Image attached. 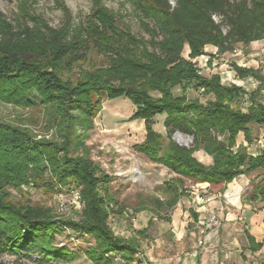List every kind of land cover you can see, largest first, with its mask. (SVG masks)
Instances as JSON below:
<instances>
[{"label": "trees", "instance_id": "16d2710c", "mask_svg": "<svg viewBox=\"0 0 264 264\" xmlns=\"http://www.w3.org/2000/svg\"><path fill=\"white\" fill-rule=\"evenodd\" d=\"M95 3L84 39L65 30L15 24L0 11V102L30 108L28 93L33 91L46 108L47 126H55L59 138L36 140L24 127L0 121V253L24 250L38 259H69L73 252L52 243L61 223L90 242L86 254L95 264L116 263L115 257L144 263L145 229L131 227L130 237L114 232L110 214L127 219V208L110 192V175L88 155L85 140L103 99L124 96L131 101L134 109L127 121L141 119L145 129L133 149L171 174L154 187L163 196L138 199L132 212L149 210L164 219L161 212L171 211L187 195V181L227 184L264 168V147L254 154L247 149L253 142L250 125L264 129V73L231 63L238 77L257 81L246 92L234 83L222 84L218 72L201 74L196 61L206 44L223 53L238 43L264 39V0H133L147 38L120 28L114 14L99 0ZM213 14L221 15V22ZM92 52L105 63L85 69ZM175 87L179 96L172 93ZM189 90L208 98L201 101ZM156 114L164 115V134L152 126ZM176 132L191 136L192 143H177ZM238 133L246 145L236 143ZM199 149L211 157L210 165L194 157ZM50 176L60 185L80 187L77 216L58 219L50 209L15 201L6 189L29 180L51 188ZM250 194L264 200V177ZM247 237L252 250L260 247Z\"/></svg>", "mask_w": 264, "mask_h": 264}, {"label": "rangeland", "instance_id": "374dc122", "mask_svg": "<svg viewBox=\"0 0 264 264\" xmlns=\"http://www.w3.org/2000/svg\"><path fill=\"white\" fill-rule=\"evenodd\" d=\"M99 2L102 7L114 14L120 28L129 30L135 36L148 37L142 30L133 0H99ZM95 4V0H0V11L15 24L40 28L42 31L47 27L58 31L65 30L70 35L84 39L87 20ZM235 47L240 48L239 45ZM183 54H186V48ZM235 57H223L222 62H226L231 67L230 63ZM104 63L105 59L101 55L92 52L90 60L84 62L82 67L90 69L93 65L99 66ZM77 69L74 67V72ZM202 74H208V71L203 70ZM252 85V81L245 83L247 89H251ZM172 93L174 96H179L181 90L175 87ZM189 93L191 96L199 97L201 101L207 98L194 90H189ZM28 96L33 101V106L30 108L0 102V121L24 127L36 140L59 141L55 126H47L48 116L46 108L40 103V97L33 91L29 92ZM133 109L131 101L124 96L103 99L99 105V112L94 118L95 126L85 140L89 157L100 165L102 171L110 175V192L127 208V219L124 215L111 213L109 223L115 228L116 220H122L127 225L126 230L129 231L132 227L130 222L132 213L130 214L128 209L133 211L132 207L138 199L146 201L151 194L163 196L160 191H154V187L171 176L165 167L149 162L133 149V145L141 141L144 135L142 121H127ZM163 118V114L154 115L152 126L154 130H162L164 133ZM180 135L181 138L173 134V139L180 143L187 142L188 136L181 133ZM258 135L259 131L255 130L254 137ZM42 166L47 168L46 172L49 174L47 164L44 162ZM50 177L51 188L43 184L37 186L29 180L18 185V188L7 186L6 189L15 201L50 209L58 219L77 216L82 208L79 199L80 187L75 184L60 185L54 176ZM186 185L187 196L191 201L190 191L193 190V185L189 181ZM57 229L52 243L55 246H65L73 252L69 259H38L35 252L22 250L21 253H0V264H95L86 254L90 242L83 238L84 235L61 223L57 224ZM173 237L171 236L166 244L167 249L164 253L161 252L160 247L158 254L165 256L170 251L171 254L178 256L190 252L192 248L190 245L186 242L178 244ZM149 245L148 240H142L141 251L144 257L150 253L147 250Z\"/></svg>", "mask_w": 264, "mask_h": 264}, {"label": "crops", "instance_id": "0c3cea01", "mask_svg": "<svg viewBox=\"0 0 264 264\" xmlns=\"http://www.w3.org/2000/svg\"><path fill=\"white\" fill-rule=\"evenodd\" d=\"M236 45L240 48L234 47L232 51L218 53L216 46L206 44L205 54L196 59L200 73L207 70L208 74L204 75L208 76L218 72L222 84L234 83L246 92H252L257 86V81L250 76L238 77L232 67L222 62V59L226 56H236L233 62L241 66L260 68L264 73V57L259 54L263 39L252 41L247 45L241 43ZM250 81L253 85L251 89H247L245 83ZM132 121L143 122L141 119ZM250 126L253 142L247 149L254 154L259 148L264 147V129L254 124ZM255 130L259 131L256 137H254ZM158 132L164 134L162 130ZM144 136L145 129L141 141ZM236 143L246 145L242 133H238ZM193 155L204 165L212 163L211 157L202 149L196 150ZM263 177L264 168H258L247 174L238 175L227 184L194 183L193 190L190 191L191 201L187 195L182 196L171 211L161 212L164 219H160L149 210L132 212L128 209L129 213H132L130 217L132 228L145 229L144 239L150 243L147 249L150 253L143 260L144 264L145 262L146 264H264V200L252 199L250 194L252 186ZM192 212H195L196 216H193ZM211 214L219 219L217 226L210 227L206 224V219ZM115 223V228H112L117 235L124 237L132 235V231L126 230L128 228L124 221L116 220ZM247 234L260 244L258 249L250 248ZM171 236H174L178 244L186 242L190 245L192 247L190 252L178 256L171 254L170 251L165 256L158 254L160 247L162 253L167 249L166 244Z\"/></svg>", "mask_w": 264, "mask_h": 264}, {"label": "built area", "instance_id": "2783aa9c", "mask_svg": "<svg viewBox=\"0 0 264 264\" xmlns=\"http://www.w3.org/2000/svg\"><path fill=\"white\" fill-rule=\"evenodd\" d=\"M221 18H222V16L219 15V14H213V15H212V19H213L216 23L221 22ZM225 31H226V27H222V32L225 33ZM259 54L264 55V39H263V45H262V47L259 49ZM174 135H176L177 137H180V138H181V135H180V133H178V132H176ZM187 136H188V139L186 140L187 142L180 143L179 141H177V140H175V139H174V140H175L177 143H179L180 145L189 146V145L192 143V137L189 136V135H187ZM206 224H207L208 226H210V227L217 226V225L219 224V219H218L215 215L211 214V215H209V216L207 217V219H206ZM138 255L142 256L141 253H138ZM37 257H38V256H37ZM114 262H116V263L121 262V263H123V264H144V263L137 262V261H132L131 263H126L125 261H123V260L120 259L119 257H115V258H114Z\"/></svg>", "mask_w": 264, "mask_h": 264}]
</instances>
